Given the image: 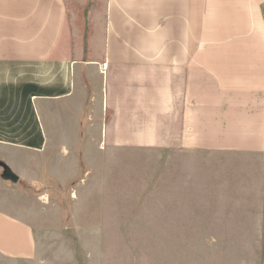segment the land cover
Segmentation results:
<instances>
[{
  "label": "crops",
  "instance_id": "crops-1",
  "mask_svg": "<svg viewBox=\"0 0 264 264\" xmlns=\"http://www.w3.org/2000/svg\"><path fill=\"white\" fill-rule=\"evenodd\" d=\"M80 128L105 148L259 160L264 185V0H0V159ZM34 253L0 208V259Z\"/></svg>",
  "mask_w": 264,
  "mask_h": 264
},
{
  "label": "rangeland",
  "instance_id": "rangeland-1",
  "mask_svg": "<svg viewBox=\"0 0 264 264\" xmlns=\"http://www.w3.org/2000/svg\"><path fill=\"white\" fill-rule=\"evenodd\" d=\"M97 132L7 147L0 208L30 227L35 253L0 264H264L259 160L105 148Z\"/></svg>",
  "mask_w": 264,
  "mask_h": 264
},
{
  "label": "water",
  "instance_id": "water-1",
  "mask_svg": "<svg viewBox=\"0 0 264 264\" xmlns=\"http://www.w3.org/2000/svg\"><path fill=\"white\" fill-rule=\"evenodd\" d=\"M5 169V178L10 179L12 182H17L19 178L15 175L8 167L4 166Z\"/></svg>",
  "mask_w": 264,
  "mask_h": 264
},
{
  "label": "built area",
  "instance_id": "built-area-1",
  "mask_svg": "<svg viewBox=\"0 0 264 264\" xmlns=\"http://www.w3.org/2000/svg\"><path fill=\"white\" fill-rule=\"evenodd\" d=\"M106 69H107V65H106V64H104V65L102 66L101 70H102V72H105V71H106Z\"/></svg>",
  "mask_w": 264,
  "mask_h": 264
}]
</instances>
